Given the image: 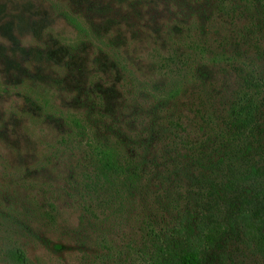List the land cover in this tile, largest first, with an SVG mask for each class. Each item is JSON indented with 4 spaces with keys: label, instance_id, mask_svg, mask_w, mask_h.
<instances>
[{
    "label": "rangeland",
    "instance_id": "obj_1",
    "mask_svg": "<svg viewBox=\"0 0 264 264\" xmlns=\"http://www.w3.org/2000/svg\"><path fill=\"white\" fill-rule=\"evenodd\" d=\"M245 80L264 82V0H0V264L173 256L218 179L187 148L222 157ZM257 243L207 264H264Z\"/></svg>",
    "mask_w": 264,
    "mask_h": 264
},
{
    "label": "trees",
    "instance_id": "obj_2",
    "mask_svg": "<svg viewBox=\"0 0 264 264\" xmlns=\"http://www.w3.org/2000/svg\"><path fill=\"white\" fill-rule=\"evenodd\" d=\"M245 81L253 90L244 91L240 96L235 106L236 116L225 126L220 148H215L212 153L218 154L221 150L222 157L215 162L209 161L210 155L207 157L202 151L193 149L196 143L187 148L191 151V161L209 169L211 176H217L216 184L211 185L215 187L214 192L206 198L201 215L186 217L187 231L184 234L179 232L183 241L179 243L182 244L179 250L170 258L153 264H207L209 256L218 247L240 235L257 240L258 246L264 245V125L259 121L264 110V94L260 95L264 82ZM246 149L253 151L250 156L245 153ZM100 153L101 161L112 172H124L113 151ZM134 177L128 176L131 181ZM201 179L204 181L205 177L202 175ZM167 248L171 250L173 247ZM15 258L19 262L26 260L21 251L15 254Z\"/></svg>",
    "mask_w": 264,
    "mask_h": 264
}]
</instances>
